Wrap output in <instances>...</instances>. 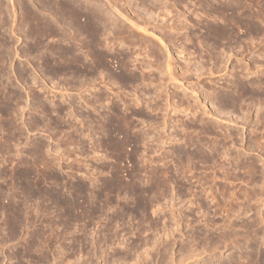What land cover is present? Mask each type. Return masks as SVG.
<instances>
[{
	"label": "rangeland",
	"instance_id": "1",
	"mask_svg": "<svg viewBox=\"0 0 264 264\" xmlns=\"http://www.w3.org/2000/svg\"><path fill=\"white\" fill-rule=\"evenodd\" d=\"M0 264H264V0H0Z\"/></svg>",
	"mask_w": 264,
	"mask_h": 264
},
{
	"label": "bare ground",
	"instance_id": "2",
	"mask_svg": "<svg viewBox=\"0 0 264 264\" xmlns=\"http://www.w3.org/2000/svg\"><path fill=\"white\" fill-rule=\"evenodd\" d=\"M66 4H68V3H66ZM70 4H71V3H70ZM66 7H67V6H66ZM65 9H66V8H65ZM70 10H71V9H70ZM72 10H74V9H72ZM74 11H75V10H74ZM68 13H69V12H68ZM72 15H73V14H72ZM75 15H77V14H75ZM73 18H74V17H73ZM69 20H70V19H69ZM70 21H71V20H70ZM70 21H69V22H70ZM95 21H96V20H95ZM143 26H144V25H143ZM169 62H170V61H169ZM169 62H168V63H169ZM168 67H169V66H168ZM170 71H171V70H170ZM170 74H171V73H170Z\"/></svg>",
	"mask_w": 264,
	"mask_h": 264
}]
</instances>
